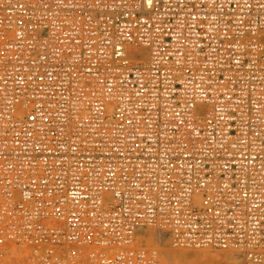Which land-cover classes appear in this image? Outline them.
<instances>
[{
    "label": "built area",
    "instance_id": "built-area-1",
    "mask_svg": "<svg viewBox=\"0 0 264 264\" xmlns=\"http://www.w3.org/2000/svg\"><path fill=\"white\" fill-rule=\"evenodd\" d=\"M264 264V0H0V264Z\"/></svg>",
    "mask_w": 264,
    "mask_h": 264
},
{
    "label": "rangeland",
    "instance_id": "rangeland-1",
    "mask_svg": "<svg viewBox=\"0 0 264 264\" xmlns=\"http://www.w3.org/2000/svg\"><path fill=\"white\" fill-rule=\"evenodd\" d=\"M155 233L157 235L156 239L151 242L148 241V243L147 241H145L144 244H146L149 247L158 248L160 254L159 255L160 264H218L219 262L220 264H244V261L241 257L232 253L219 252V251H205V252L195 253L191 250L176 249L171 245L168 235L162 237L160 232H155ZM188 251L189 253H187ZM171 255L172 257L169 260V257ZM162 260L164 261V263Z\"/></svg>",
    "mask_w": 264,
    "mask_h": 264
},
{
    "label": "bare ground",
    "instance_id": "bare-ground-1",
    "mask_svg": "<svg viewBox=\"0 0 264 264\" xmlns=\"http://www.w3.org/2000/svg\"><path fill=\"white\" fill-rule=\"evenodd\" d=\"M155 232H160L161 233V236L162 237H164L165 235H167V232L166 231H157V230H150V229H144V230H142L141 232H140V234H138V241H141V242H145V241H147V243H148V241H154L155 239H156V237H157V235H156V233ZM169 238V237H168ZM158 240V239H157ZM165 241H168V240H165ZM160 248H162V247H160ZM171 248V247H170ZM158 249V248H157ZM174 249V248H173ZM191 251H193V252H195V253H197V252H204V251H197V250H191ZM162 253V252H161ZM173 253H175V252H173ZM187 253H189V251L187 252ZM192 253V252H191ZM194 253V254H195ZM169 254H172V253H169ZM233 254V253H232ZM174 256V255H173ZM188 256H190V255H188ZM172 257V255L169 257V260H170V258ZM189 258V257H188ZM162 259V258H161ZM192 259V258H191ZM217 259V258H216ZM173 260H174V258H173ZM161 261V260H160ZM163 261V260H162ZM174 262V261H173ZM232 262V261H231ZM163 263H164V261H163ZM222 263V262H221ZM160 264V263H159ZM218 264H220V262L218 263Z\"/></svg>",
    "mask_w": 264,
    "mask_h": 264
}]
</instances>
